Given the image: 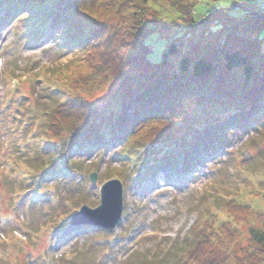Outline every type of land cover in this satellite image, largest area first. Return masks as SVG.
Instances as JSON below:
<instances>
[{
    "label": "rangeland",
    "instance_id": "1",
    "mask_svg": "<svg viewBox=\"0 0 264 264\" xmlns=\"http://www.w3.org/2000/svg\"><path fill=\"white\" fill-rule=\"evenodd\" d=\"M214 6L213 0H200L195 18ZM24 15L0 10V264H179L199 242L194 233L219 231L223 223L240 234L233 240L238 258L229 264H244L240 248L247 246L251 229L264 225V134L233 136L223 150L204 155L195 170L169 175L168 166L151 160L147 142L159 129L147 127L136 134L135 145L125 146L127 154L120 150L125 144H119L75 155L81 164L74 170L48 175V167L61 164L49 159L63 152L70 133L58 126L62 129H54L55 137L45 129L47 112L65 101L48 86L58 88L53 73L75 62L76 49L63 52L58 29L36 37ZM163 37L149 40L152 61L161 58ZM107 82L80 84L83 92L77 93L102 106L117 87ZM92 173L96 183L90 181ZM111 179L123 185L118 225L112 230L86 221L71 225L82 205H100V188ZM231 200L248 207H240L243 215L236 216Z\"/></svg>",
    "mask_w": 264,
    "mask_h": 264
},
{
    "label": "trees",
    "instance_id": "2",
    "mask_svg": "<svg viewBox=\"0 0 264 264\" xmlns=\"http://www.w3.org/2000/svg\"><path fill=\"white\" fill-rule=\"evenodd\" d=\"M213 1L216 6L195 18L200 0H0V10L26 14L36 37L58 29L63 52L76 49L75 62L53 73L58 88L48 86L65 101L47 112L45 129L55 137L58 126L70 132L63 152L49 159L61 164L48 167V175L74 170L81 164L75 155L119 144L126 153L125 146L135 145L136 134L147 127L159 129L147 142L151 160L168 166L169 175L195 170L204 155L223 150L233 136L264 134V10L259 0ZM155 34L166 38L157 62L150 57ZM100 81L117 83L104 105L77 93L83 92L78 85ZM229 206L236 216L247 207L232 200ZM219 229L194 233L199 242L179 264L238 258L233 250L239 232L230 223ZM249 239L240 248L244 264H264V225L251 229Z\"/></svg>",
    "mask_w": 264,
    "mask_h": 264
},
{
    "label": "water",
    "instance_id": "3",
    "mask_svg": "<svg viewBox=\"0 0 264 264\" xmlns=\"http://www.w3.org/2000/svg\"><path fill=\"white\" fill-rule=\"evenodd\" d=\"M92 183H96V173L90 175ZM101 203L96 208L83 205L72 217L71 225L81 222H88L91 225L101 226L107 230L114 229L123 213V185L118 179H111L105 182L100 188ZM86 214L88 219L76 220L78 215ZM73 220H76L73 222Z\"/></svg>",
    "mask_w": 264,
    "mask_h": 264
},
{
    "label": "built area",
    "instance_id": "4",
    "mask_svg": "<svg viewBox=\"0 0 264 264\" xmlns=\"http://www.w3.org/2000/svg\"><path fill=\"white\" fill-rule=\"evenodd\" d=\"M259 2V4H260V6L262 7V9L264 10V1H258Z\"/></svg>",
    "mask_w": 264,
    "mask_h": 264
}]
</instances>
